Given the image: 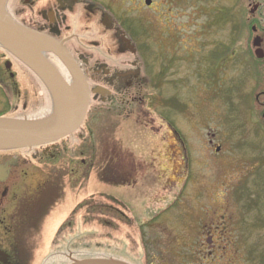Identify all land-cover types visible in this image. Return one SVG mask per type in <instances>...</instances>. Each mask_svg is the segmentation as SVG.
<instances>
[{
	"label": "rangeland",
	"instance_id": "rangeland-1",
	"mask_svg": "<svg viewBox=\"0 0 264 264\" xmlns=\"http://www.w3.org/2000/svg\"><path fill=\"white\" fill-rule=\"evenodd\" d=\"M99 1L137 21L121 26L136 52L120 59H136L143 97L58 142L76 149L93 124L20 264H264V58L252 46L260 36L264 51V0ZM20 76L0 90V114L47 116L44 83Z\"/></svg>",
	"mask_w": 264,
	"mask_h": 264
},
{
	"label": "flooded vegetation",
	"instance_id": "flooded-vegetation-1",
	"mask_svg": "<svg viewBox=\"0 0 264 264\" xmlns=\"http://www.w3.org/2000/svg\"><path fill=\"white\" fill-rule=\"evenodd\" d=\"M152 4L151 0L146 7L150 9ZM105 5L99 0L3 1L4 11L12 21L46 35L67 52L68 61L51 51H46L44 57L68 84H75L78 74L83 78L89 90L87 116L91 115V120H95L99 112L114 109L112 106L127 115L129 104L134 102L136 95L139 94V99L143 97L138 87L143 74L136 59H120L125 52L133 57L136 52L121 26L126 20L131 24L137 21L129 15V10L118 18ZM105 38L114 41L115 45L111 43L104 52ZM1 64L0 88L4 91L8 89L5 82H10L13 87L22 84L21 73L27 74L26 82L32 86L41 82L31 69L0 44ZM29 72L36 81L29 79ZM91 101L95 106H90ZM86 130L89 136L84 137L83 132H79L78 137L87 138L85 142L92 141L95 136L93 124L88 122ZM58 142L0 151V251L7 254L4 262L0 254V264L26 262L29 253L26 233L41 232L55 204V193L62 191L65 179H70L73 171L78 173L74 169V155L83 154L85 142H80L83 144H78L77 150ZM95 146L91 142L90 147L94 149ZM83 162L82 158L77 163ZM59 177L65 179L59 181ZM55 181L59 184H54ZM70 219L71 216L57 231L69 228Z\"/></svg>",
	"mask_w": 264,
	"mask_h": 264
},
{
	"label": "water",
	"instance_id": "water-1",
	"mask_svg": "<svg viewBox=\"0 0 264 264\" xmlns=\"http://www.w3.org/2000/svg\"><path fill=\"white\" fill-rule=\"evenodd\" d=\"M0 0V44L21 59L44 83L52 101L50 114L41 119L27 120L0 117V150L33 147L53 143L77 130L86 115L89 92L81 76L69 85L44 57L46 51L70 60L67 52L44 34L26 29L12 21ZM151 0H145L149 5ZM252 10L251 12H253ZM108 18L104 16V23ZM255 31V28H253ZM262 38L252 40L256 58H264ZM3 262L7 254L2 253ZM71 264H123L113 260L89 258Z\"/></svg>",
	"mask_w": 264,
	"mask_h": 264
}]
</instances>
